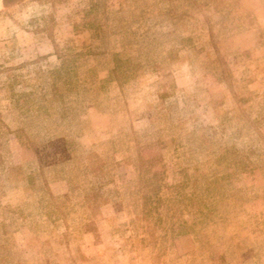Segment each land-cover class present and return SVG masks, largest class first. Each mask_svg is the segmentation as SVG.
<instances>
[{"label": "rangeland", "instance_id": "374dc122", "mask_svg": "<svg viewBox=\"0 0 264 264\" xmlns=\"http://www.w3.org/2000/svg\"><path fill=\"white\" fill-rule=\"evenodd\" d=\"M0 264H264V0H0Z\"/></svg>", "mask_w": 264, "mask_h": 264}]
</instances>
